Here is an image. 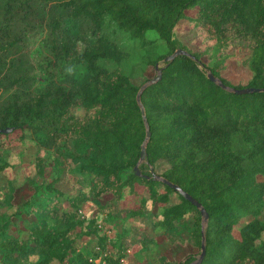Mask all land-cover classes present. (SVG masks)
<instances>
[{"label":"trees","instance_id":"1","mask_svg":"<svg viewBox=\"0 0 264 264\" xmlns=\"http://www.w3.org/2000/svg\"><path fill=\"white\" fill-rule=\"evenodd\" d=\"M47 7L55 57L88 79L68 86L49 72L0 107V128L12 127L0 131V264H264V0H0V75L12 86L29 79L11 76L13 22ZM75 19L92 33L80 51L63 32ZM178 48L188 53L165 59ZM137 49L161 69L141 102L153 76L137 84L126 70ZM21 170L34 191L17 204ZM186 245L197 250L182 261L166 254Z\"/></svg>","mask_w":264,"mask_h":264},{"label":"rangeland","instance_id":"2","mask_svg":"<svg viewBox=\"0 0 264 264\" xmlns=\"http://www.w3.org/2000/svg\"><path fill=\"white\" fill-rule=\"evenodd\" d=\"M53 2V1H52ZM49 3V5L52 4ZM66 13L65 11L63 14ZM53 15V10L46 8L41 12L40 15L35 14L32 16L21 17L17 19L16 22H13L14 34L20 38L18 43L17 50L14 53H9L8 56L15 59L17 66L14 68V72L11 73V76H18L24 74L25 77L29 78L27 85H14L9 83L7 77H4V73L0 75V107H3L5 103L12 98L13 94L16 92H26L27 94L34 93L38 89L43 88V86L48 81L49 72L54 73L56 80L59 83L68 86H79L88 79V70L84 64H75L68 59L56 58L54 52L51 49L52 36L50 29V17ZM87 23L81 19H75L68 22V25H65L63 32L66 33L72 40L75 42L76 48L80 51L82 50L87 42L92 37L90 29L87 28ZM126 38L121 39L125 41ZM141 50H134L131 57L125 61L126 70L131 73L132 80L137 83H143L146 79L145 76L155 75V69L152 66L144 68V65L140 63L141 60ZM237 71L244 78H247V70L241 66H237ZM2 76L4 78H2ZM8 76V75H7ZM11 86V87H10ZM15 148H10V151L7 152L8 158L13 162H18L19 160V150H13ZM168 164L166 162L158 163L155 167L157 172H161L166 168ZM22 170L19 171L16 184L17 189L15 191L16 203L20 204L27 196L33 193V186L24 180ZM112 197L111 193L104 194L101 198L95 199L92 203L94 212H97L100 209V205L104 204L108 199ZM24 218L36 220V215L26 216ZM261 218H264V210L261 214ZM114 225L117 228H121L119 221L112 220ZM150 222V218L147 220V223ZM112 223V224H113ZM23 222L20 221V225L14 227L13 229L16 232L22 228ZM102 223L101 228H104ZM109 230V229H108ZM109 232V231H108ZM144 235L139 233L137 238L141 239ZM160 242H165L167 240L163 235L158 236ZM192 245L186 246H177L167 249L166 254L170 259L173 260H183L185 256L195 251ZM129 252V249L125 250ZM141 263V261H140Z\"/></svg>","mask_w":264,"mask_h":264},{"label":"water","instance_id":"3","mask_svg":"<svg viewBox=\"0 0 264 264\" xmlns=\"http://www.w3.org/2000/svg\"><path fill=\"white\" fill-rule=\"evenodd\" d=\"M181 53H188L186 50H184L183 48H178L176 51H174L173 53L167 55L165 57L166 60L168 59H173L175 58L177 55L181 54ZM161 76V69L159 70V74H157L156 76H154L153 78H151L150 80H147L145 83H143V85L141 86L138 94H137V99L139 102H141V96H142V92L143 90L152 82L156 81L159 77ZM209 76L212 78V79H215L216 80V77L210 72L209 73ZM256 89H259V88H253V87H244V88H241V89H238L239 92H248V91H254ZM144 118L146 120V123H147V119H146V115H145V111H144ZM12 130V127H5V128H0V131H4V132H7V131H10ZM151 136V131L150 129L148 128V131H147V137H146V140L144 141L143 145H142V152H141V158H140V161H143L146 159V156H147V153H146V142L147 140L150 138ZM137 172L140 173V170H139V167L137 166ZM153 172H154V175L156 178H160V179H163L165 182H167L170 186L176 188L177 190H179L186 198H188L190 201H192L194 204H196L200 209H201V212L204 216L205 219L208 218V213L206 211V209L202 206L201 202L195 198L191 193H189L187 190H185L183 187H181L179 184L177 183H174L170 180H168L167 178L161 176L160 174H157L154 169L152 168ZM205 251H206V248H205V244H203V251L201 253V259L203 258L204 254H205Z\"/></svg>","mask_w":264,"mask_h":264},{"label":"built area","instance_id":"4","mask_svg":"<svg viewBox=\"0 0 264 264\" xmlns=\"http://www.w3.org/2000/svg\"><path fill=\"white\" fill-rule=\"evenodd\" d=\"M108 254V251L107 250H105L104 252H103V255H107ZM100 262H105V259L101 256V257H98V258H96L95 259V263L96 264H100Z\"/></svg>","mask_w":264,"mask_h":264}]
</instances>
